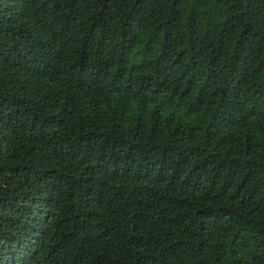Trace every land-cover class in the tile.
Returning a JSON list of instances; mask_svg holds the SVG:
<instances>
[{
    "label": "trees",
    "instance_id": "16d2710c",
    "mask_svg": "<svg viewBox=\"0 0 264 264\" xmlns=\"http://www.w3.org/2000/svg\"><path fill=\"white\" fill-rule=\"evenodd\" d=\"M0 264H264V0H0Z\"/></svg>",
    "mask_w": 264,
    "mask_h": 264
}]
</instances>
